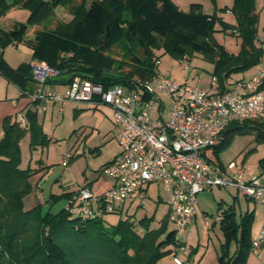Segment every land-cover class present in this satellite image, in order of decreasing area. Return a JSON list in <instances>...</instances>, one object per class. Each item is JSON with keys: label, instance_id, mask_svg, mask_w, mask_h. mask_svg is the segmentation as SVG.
<instances>
[{"label": "trees", "instance_id": "16d2710c", "mask_svg": "<svg viewBox=\"0 0 264 264\" xmlns=\"http://www.w3.org/2000/svg\"><path fill=\"white\" fill-rule=\"evenodd\" d=\"M58 5L71 18L55 19L48 25L46 21L54 16ZM12 6L26 8L29 14L25 22L12 29L0 28V74L26 94L33 93L36 85L30 62L12 67L2 51L23 40L28 24L41 25L28 45L32 59L44 61L57 71L54 77L45 79L50 83H69L79 76L108 87L134 76L148 78L154 72V50L161 49L177 58L200 52L212 62L211 75L224 87L233 73L253 67L264 56L257 42L259 14L255 0H233L230 10L235 24L203 12L200 3L182 10L172 0H0V18ZM217 29L236 30L230 33L240 41L237 52L216 40ZM26 118V127L9 114L2 120L0 264H156L184 245L176 227L168 228L167 217L153 229L149 226L153 215H144L138 223L146 231L140 234L136 221L129 216L105 225L102 218L72 215L67 205L55 212L49 207L44 210L42 202L24 209L23 197L32 189L29 178L34 170L21 166L20 139L28 130L31 148L49 141L37 112L27 110ZM250 130H256V138L264 142V119L234 121L223 130L214 153L218 155L235 134ZM260 160L264 162V157ZM218 163L222 164L220 160ZM73 192L51 193L44 203L50 206L61 198L69 201ZM220 209L223 240L218 264H246L252 251L254 210L236 218L233 205Z\"/></svg>", "mask_w": 264, "mask_h": 264}, {"label": "built area", "instance_id": "2783aa9c", "mask_svg": "<svg viewBox=\"0 0 264 264\" xmlns=\"http://www.w3.org/2000/svg\"><path fill=\"white\" fill-rule=\"evenodd\" d=\"M261 46L264 49V42ZM31 66L32 76L39 82L57 72L44 61ZM157 66L158 58L154 57L151 77L134 76L108 87L75 76L63 92L38 87L28 94L33 101H54L61 106L66 100L88 101L93 107H108L111 111L120 151L102 166L101 172L113 180V185L99 194L87 185L80 186L67 200L70 213L97 219L106 213H120L126 201L141 206L153 183H161L167 191L166 217L176 228L191 223L198 193L213 186L234 187L247 199L264 205V162L260 172L255 173L243 158L219 164L207 153L221 142L223 130L230 123L264 119V56L249 78L224 87L213 75L207 88L171 80L155 69ZM20 121L25 125L23 117ZM71 157L66 153L63 165ZM221 218L218 213L215 221ZM204 220L210 224L208 215H204ZM261 246L264 223L251 238L252 250ZM177 251L187 249L181 245ZM173 261L183 263L177 256Z\"/></svg>", "mask_w": 264, "mask_h": 264}, {"label": "rangeland", "instance_id": "374dc122", "mask_svg": "<svg viewBox=\"0 0 264 264\" xmlns=\"http://www.w3.org/2000/svg\"><path fill=\"white\" fill-rule=\"evenodd\" d=\"M258 10L261 11L259 21L260 27L264 26V0H255ZM14 7V6H12ZM9 8L2 16H6ZM56 8V7H55ZM66 10L60 5V9H54V16L47 20L48 25H52L57 19V16ZM226 19L233 20L231 14H224ZM36 24H28L25 31V36L32 35V27ZM220 24L217 23V28ZM214 37L218 42L226 46L230 51L238 50V40L233 35L224 34L220 30L214 32ZM11 45V44H9ZM14 46L9 47L7 56L13 54ZM155 57L158 58L157 70L164 72L166 76L178 82H186L189 84L198 85L202 88H207L210 84L211 71L213 64L210 60L203 57L200 52H194L190 56L177 58L171 53L164 52L161 49L154 50ZM183 62L189 67H182ZM235 72L234 74H240ZM42 83V82H41ZM40 85V83H38ZM43 84V83H42ZM62 88V87H58ZM27 95L21 93L12 82L8 81L4 75L0 74V136L3 134L2 120L4 116L14 115L19 112L25 113L27 109L36 110L34 103H29ZM46 106L43 110L42 106ZM61 105L57 102H42L37 108L38 122L42 130L47 134L49 141L45 144H37L31 148L29 146V131L27 130L24 136L20 139L19 146L21 152V166H31L34 173L30 176L29 181L32 189L23 197V208L30 209L38 202L43 203V209L48 207L55 212L66 206V199L61 198L49 206L44 203L45 199L51 193L61 194L66 191H75L86 182L92 183V189L99 194L108 190L112 186V179L101 172L102 162L109 152L118 148L116 139L114 138L115 129L111 120L102 112L99 107H93L88 101L66 100ZM257 131L250 130L247 133L235 134L226 146L216 155L213 149L207 151L208 156L216 163L220 160L223 164H227L231 160H238L246 156V166L253 167L255 172H258L257 165L259 159L264 156V142H260L257 138ZM99 146L100 152H90V148ZM69 153L73 156L67 165H63L64 155ZM39 182V188L36 189ZM37 190V191H36ZM148 198L145 203L139 206L138 202H134L127 210L120 213H106L102 220L105 225L115 224L119 218L130 217L135 220L138 232L143 234L146 227L138 223V220L146 215L152 216L149 222L150 228H159L162 220L166 219L168 205L167 191L161 183H153L147 190ZM221 204V205H220ZM236 213V218H239L246 210L255 208L256 216L264 213V206L247 199L243 194L238 192L236 188L230 186H213L210 190H202L197 197L198 215L206 214L209 217V223L214 225L210 229H206L202 220L196 221L195 225L188 228H176L177 237L187 244H196L199 240L200 249L202 244L208 242L209 250L220 251V245L223 240L222 232L218 220L213 224L218 213H221V208L232 206ZM168 228L175 226L168 222ZM208 236L210 239L208 240ZM259 248L252 250L246 264H261L264 260V254L258 255ZM179 257L187 264L184 252H178ZM172 260V256L167 254L159 259L156 264H168ZM264 264V263H262Z\"/></svg>", "mask_w": 264, "mask_h": 264}, {"label": "crops", "instance_id": "0c3cea01", "mask_svg": "<svg viewBox=\"0 0 264 264\" xmlns=\"http://www.w3.org/2000/svg\"><path fill=\"white\" fill-rule=\"evenodd\" d=\"M172 1L182 10H188V8H189L191 3H200L203 12H205L207 14L215 13L218 17H220L225 22H228L230 24H235V16L232 13V11L230 10V7H231V5L233 3V0H172ZM223 8H225V10H223ZM58 9H60V5H58L55 8V10H58ZM256 9H257V12L259 14V21H260L261 11L258 10L257 4H256ZM28 14H29L28 9L20 7V6H14V7H12V9H10L7 12L6 16H1V18H0V28H2L4 30L12 29L16 24L25 22L27 20ZM224 14H229V15L232 14L234 16V19L233 20L226 19ZM70 18H71V14L69 12L65 11V10L61 14H59V16H57V19H60V20H63V21H68V20H70ZM40 27H41V25H37V24L32 26V27H29V28H32V30H33L32 31V35L33 36H34V32L36 31V29H38ZM223 33L224 34L233 35L234 37H236L235 34L230 33L228 31V29L225 30ZM33 36H25L24 35V38H23L22 41L14 42L11 45H7V46L4 47V49L2 51V56H3L4 60L10 66L17 67L20 63H23V62H30V64L32 65V63L37 61V60H34V59L31 58L32 50H31L30 46L28 45V42L32 39ZM236 39L238 40V43L240 44L239 39L237 37H236ZM257 42L259 44L264 42V26L260 27L259 22H258V40H257ZM12 46H14L13 50H15V52L13 54H9V57H8L7 56V50H8L9 47H12ZM238 49H239V46H238ZM231 52H233V51H231ZM256 67H257V64L254 65L253 67L245 70V71H242V73H240V74L235 75L233 73L229 77V79L227 81V84L228 83L231 84L232 82H234V81H236L238 79H247V78H249L254 73V71L256 70ZM54 76H55V74L47 76V78L48 77L52 78ZM35 81H36V83H35L36 85H35V88H34V92L37 90L38 87H42L44 90H56V91H59V92H63V91L66 90V88L68 86V83H50V82H45V80H44L42 82L43 83L42 84L41 82L37 81L36 79H35ZM38 83H40V85ZM58 87H62V88H58ZM23 94L28 96V98L30 100L29 103H34L35 104V106H36L35 109L36 110L38 108V105L43 102V101H33V100L30 99L28 94H26V93H23ZM47 102L55 104L54 101H47ZM42 107H43V110L44 109L46 110V106L45 105L42 106ZM98 107L111 120V122L113 124V127H114V129L116 131V126H115V123L113 122V119L111 117L110 109L108 107H103V106H98ZM27 110H30V109H27ZM36 110H34V111H36ZM26 111H25V113L19 112L17 115L15 114L14 115L15 118L12 117L16 121H18L20 125L25 126V127L27 126ZM20 117H23L25 119V125L20 121ZM114 138H115V133H114ZM117 144H118V142H117ZM89 150H90V152H100L101 148L99 146H97V147H94V148H90ZM119 151H120V147H119V144H118V148H115V150H113L112 152H109V156H107L105 158V160L102 162L101 166H103L104 164L109 162ZM262 157H264V156H262ZM72 158H73V156L70 159H72ZM242 158L246 162V158H244V156ZM260 159H259V163L257 165L258 172H260L261 165H262V162H261ZM248 166H249L250 171L255 172L253 170L252 166H250V165H248ZM24 167H26V166H24ZM258 172H255V173H258ZM84 185L85 186L87 185L90 189H92V183L91 182H86L82 186H84ZM112 185H113V180H112ZM39 187L40 186H39V182H38L37 186H36V189L38 190ZM66 202H67V200H66ZM133 203H134V201L133 202H131V201L124 202V207H123L124 209L123 210H127V208H129ZM262 206H264V205H262ZM252 210L255 211V208H252ZM204 215H206V214L198 215V211L196 209V213H195L191 223L188 226H186L188 228V230H189L190 227L195 225L196 221H198L199 219H200V221L202 220V223L204 224L206 229H210V228L214 227V225H212V224H209V225L206 224V222L204 220ZM214 223H216L215 220H214L213 224ZM262 223H264V213H262V215H258V216H256V214L254 213V220H253V224H252V228H251V238L254 237L257 234V232L259 231ZM209 239H210V237L208 236V240ZM219 242H222V241L219 240ZM199 244L200 243H199V240H198V242L196 244H191L190 243V244H187L185 246L187 251H182V252H184V254L186 256V260L188 261L187 264H218V260H217L218 251H216L215 246H214V249L211 251L208 248V242L207 241L204 244H202L203 248H201V249L199 248L200 247ZM191 248L193 249L192 251H190ZM178 252L179 251H175V252H171L170 253V255L172 256V260L168 264H175L174 261H173V257L174 256L179 257V255H178L179 253ZM260 254H264V246H261L259 248L258 255H256V258H259ZM181 260H183V259H181ZM184 262L185 261H183L182 264H184ZM262 263H264V260L261 261V264Z\"/></svg>", "mask_w": 264, "mask_h": 264}]
</instances>
